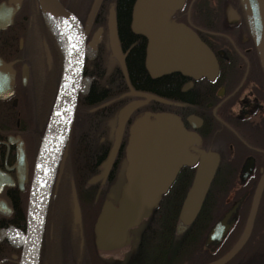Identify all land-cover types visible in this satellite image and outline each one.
I'll use <instances>...</instances> for the list:
<instances>
[{
	"label": "flooded vegetation",
	"instance_id": "obj_1",
	"mask_svg": "<svg viewBox=\"0 0 264 264\" xmlns=\"http://www.w3.org/2000/svg\"><path fill=\"white\" fill-rule=\"evenodd\" d=\"M77 1L70 5L61 0L83 23L86 43L95 39L96 51L94 56L88 50L85 55L76 111L50 192L39 264L63 260L65 264H183L186 254L209 264L228 253L244 234L261 182L249 235L224 264H264V56L260 43L264 38L251 25L244 1L171 0L160 19L154 18L144 33L138 31L148 77L144 86L134 83L129 68L138 38L129 42L119 34L129 85L118 60L111 57L106 35L91 34L79 16ZM94 18L98 23V16ZM152 24L168 36L193 39L196 64L187 67L174 60L165 64L156 53L158 32ZM130 28L135 35L132 21ZM64 55L63 36L38 0H0V264H20L35 168ZM96 60L98 71L93 70ZM168 77L174 81H166ZM133 101L143 103L125 121L120 148L106 172L104 163L121 124L120 111ZM171 119L182 125L171 136L174 158L184 153L188 162L179 166L157 195L148 217L127 229L123 243L112 247L102 240L100 225L84 226L82 202L93 201V207L100 202L96 212L100 224L106 206L119 204L131 185L127 148L132 128ZM205 156H213L215 162L200 210L182 231L177 221L176 242L167 244L157 235L162 230L150 227L153 218L162 203L181 199L185 187L188 194ZM73 184L81 224L73 217ZM227 215L229 228L224 236L207 244L209 231Z\"/></svg>",
	"mask_w": 264,
	"mask_h": 264
},
{
	"label": "water",
	"instance_id": "obj_2",
	"mask_svg": "<svg viewBox=\"0 0 264 264\" xmlns=\"http://www.w3.org/2000/svg\"><path fill=\"white\" fill-rule=\"evenodd\" d=\"M102 1L96 0L95 11L99 9ZM138 1L135 3L133 15L137 13L139 19L146 21L147 27H151L150 25L154 18L160 19L162 17L171 2V0H145L138 7ZM243 1L248 18L256 34L264 38V0ZM39 3L53 21L57 30L61 32L64 40L65 55L55 104L38 154L29 200L27 232L22 242L23 250L20 264H39L41 238L50 192L59 158L76 111L85 66V55L87 50L90 57L94 56L96 51L95 39L86 43V33L82 22L60 0H39ZM106 27L107 48L110 51L111 57L118 60L129 82L125 62L126 53L122 50L119 38L116 3L109 5L106 16ZM152 28L157 29L158 32L154 39L156 53L165 60V64H169L173 60L187 67L196 64L195 59H197V56L193 53V50H197V48L195 49L197 43H194L193 39L184 36L176 38L168 36L163 28L159 32L156 24H152ZM139 32L144 33V31ZM260 43L264 56V40H260ZM72 45H75V47H72ZM130 87L131 90H134L132 86ZM133 93L170 103L166 99L149 93L135 91ZM133 93L129 94L132 95ZM142 103V101H133L121 109V124L104 163L106 172L113 164L120 148L125 121ZM181 127L182 125L178 119H171L160 121L157 125L140 124L132 128V139L127 148L132 173L131 185L125 188V197L119 201L118 205L110 203L104 209L99 224L102 229V240L104 243H109L112 247L123 243L125 231L132 226L138 225L142 219L148 217L158 199L156 198L157 195L173 179L179 166L188 162L187 156L184 153L180 159L174 158L176 155L170 145L171 136L175 131H180ZM182 147L183 144L181 142L179 148L182 149ZM214 162L213 156H205L199 162L194 181L180 213L178 221L179 231L188 227L200 210L213 173ZM262 181L264 182V177ZM262 185L263 183L261 182L244 234L228 253L209 264L226 263L245 243L253 224ZM126 205L128 206L127 210H131L127 211V213L125 210ZM72 206L74 220L78 224H81V209L74 184ZM126 216L127 219L125 218ZM228 216L217 222L209 231L206 238L207 244L214 237L220 240L224 236L229 228V224L227 223Z\"/></svg>",
	"mask_w": 264,
	"mask_h": 264
},
{
	"label": "trees",
	"instance_id": "obj_3",
	"mask_svg": "<svg viewBox=\"0 0 264 264\" xmlns=\"http://www.w3.org/2000/svg\"><path fill=\"white\" fill-rule=\"evenodd\" d=\"M113 2L115 0H104L101 7H100V13L98 16V23H101L106 19L107 8L108 6H105L107 2ZM136 0H116V10H117V18H118V29L119 34H121V37L125 38L126 41H136L138 36H141V33H138L136 31L135 35L131 31L130 24L132 21L133 16V9H134V3ZM110 4V3H109ZM108 4V5H109ZM105 22V21H104ZM137 36V37H136ZM139 42L138 46H135L131 52H130V74L131 77L136 85L144 86L145 80H147V72L144 68L143 61H144V44L141 37L137 40ZM93 70L98 71L99 65L97 60L93 63ZM99 73V72H98ZM100 77V76H99ZM173 77H168L166 81L170 82L174 81ZM187 191V187H185L184 191L180 195L179 200L174 201L166 205L167 203H162L160 206V210L156 213V215L153 218V221L150 225V227H156V229L162 230L157 231V235L161 237V239L164 238L166 240V243L172 244L175 241L174 238V231L175 227L178 221V214L179 207L181 205L182 199L185 197ZM163 210V211H162ZM160 212V213H159ZM163 236V237H162ZM156 242H159L157 240ZM176 242V241H175Z\"/></svg>",
	"mask_w": 264,
	"mask_h": 264
},
{
	"label": "rangeland",
	"instance_id": "obj_4",
	"mask_svg": "<svg viewBox=\"0 0 264 264\" xmlns=\"http://www.w3.org/2000/svg\"><path fill=\"white\" fill-rule=\"evenodd\" d=\"M63 1L65 3L70 4V5H72V3H73V0H63ZM144 1L145 0H139L138 1V7L141 4H143ZM94 2H95V0H78L76 4H78L80 7V9L78 10L80 12L79 16L82 18L85 25H87V26L89 25V30H90L91 34H93L94 37L100 38L102 35L105 34V22H104L105 19L101 23H97L95 18L92 19L91 14H92ZM81 3H82V6H80ZM109 3L110 2H107V4L105 6H108ZM99 13H100V9H99V11H97L95 17L99 16ZM107 13H108V10H107ZM107 13H105V14H107ZM132 28L135 31H144L145 32L148 27H147L146 21L139 19L137 13H134L133 20H132ZM90 38L91 37L88 36V40H90ZM155 73H157V72H155ZM113 199H115V198H113ZM92 202H90V203H88L87 201L82 202V208H83V212H84V226L88 227V228L99 226V220L96 218V214H97L96 212L98 211V209L100 207V204H99L100 202L95 203L96 204L95 207H93ZM115 202H116V205H118L117 201H115ZM127 208H128V206L126 205L125 206L126 213H127V211H131L129 209L127 210ZM125 218L127 219V216ZM143 226H144V224H143V222H141L139 227H143ZM189 255L190 254L184 255L183 264H205V261H203V259H201V261L199 259L196 261L192 257H189ZM60 264H65V261L63 260Z\"/></svg>",
	"mask_w": 264,
	"mask_h": 264
},
{
	"label": "bare ground",
	"instance_id": "obj_5",
	"mask_svg": "<svg viewBox=\"0 0 264 264\" xmlns=\"http://www.w3.org/2000/svg\"><path fill=\"white\" fill-rule=\"evenodd\" d=\"M38 2H39V0H38ZM40 4V3H39ZM41 6V5H40ZM43 9V8H42ZM44 10V9H43ZM95 14H96V11H95V8H94V10H93V12H92V14H91V16L93 17V19H94V16H95ZM97 38V37H96ZM109 50V49H108ZM110 52V51H109ZM59 88V87H58ZM57 92H58V90H57ZM57 96V95H56ZM56 100V99H55ZM55 104V103H54ZM54 107V106H53Z\"/></svg>",
	"mask_w": 264,
	"mask_h": 264
},
{
	"label": "snow or ice",
	"instance_id": "obj_6",
	"mask_svg": "<svg viewBox=\"0 0 264 264\" xmlns=\"http://www.w3.org/2000/svg\"><path fill=\"white\" fill-rule=\"evenodd\" d=\"M71 39V38H70ZM72 47H75V45H72ZM19 234V233H18Z\"/></svg>",
	"mask_w": 264,
	"mask_h": 264
}]
</instances>
